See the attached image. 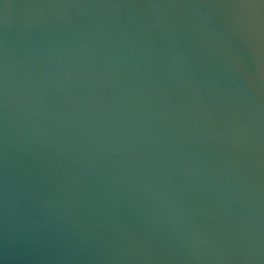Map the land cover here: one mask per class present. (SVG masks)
Instances as JSON below:
<instances>
[{
  "label": "water",
  "instance_id": "obj_1",
  "mask_svg": "<svg viewBox=\"0 0 264 264\" xmlns=\"http://www.w3.org/2000/svg\"><path fill=\"white\" fill-rule=\"evenodd\" d=\"M0 264H264V0H0Z\"/></svg>",
  "mask_w": 264,
  "mask_h": 264
}]
</instances>
